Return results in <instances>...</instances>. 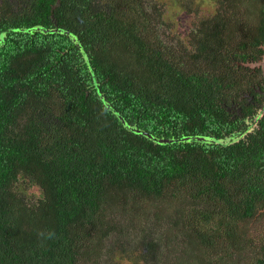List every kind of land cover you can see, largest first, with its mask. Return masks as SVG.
I'll return each instance as SVG.
<instances>
[{
  "label": "trees",
  "instance_id": "16d2710c",
  "mask_svg": "<svg viewBox=\"0 0 264 264\" xmlns=\"http://www.w3.org/2000/svg\"><path fill=\"white\" fill-rule=\"evenodd\" d=\"M174 1L0 0V264H264V0Z\"/></svg>",
  "mask_w": 264,
  "mask_h": 264
},
{
  "label": "rangeland",
  "instance_id": "374dc122",
  "mask_svg": "<svg viewBox=\"0 0 264 264\" xmlns=\"http://www.w3.org/2000/svg\"><path fill=\"white\" fill-rule=\"evenodd\" d=\"M165 3L167 12L164 14V18L168 21H171L177 32L181 36H186L192 27V24L196 21L197 17L191 13H189L186 7L180 3H177L174 0H160ZM196 4L200 5L201 14L209 15L214 12L216 5L213 0H198ZM195 4V5H196ZM195 5H191L187 8H195ZM263 70L264 74V56L262 59L256 64ZM264 210V209H263ZM251 232H254L256 235L264 230V216L260 217L259 220L252 222L250 224Z\"/></svg>",
  "mask_w": 264,
  "mask_h": 264
},
{
  "label": "water",
  "instance_id": "95a60500",
  "mask_svg": "<svg viewBox=\"0 0 264 264\" xmlns=\"http://www.w3.org/2000/svg\"><path fill=\"white\" fill-rule=\"evenodd\" d=\"M34 30H40V31H43V32H47V31L53 32V31H60L61 29L55 28L53 30H50V29L47 30V29H44V28L36 27V28H34ZM188 139H189V137H184L181 140H188ZM196 139H198V138H196ZM199 139H203V138H199ZM154 140L159 141V142H166V141L167 142H171V141H173V139H164V138H154Z\"/></svg>",
  "mask_w": 264,
  "mask_h": 264
}]
</instances>
